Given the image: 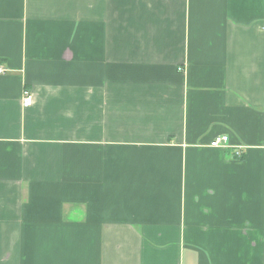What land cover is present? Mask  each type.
Instances as JSON below:
<instances>
[{"label":"crops","instance_id":"obj_1","mask_svg":"<svg viewBox=\"0 0 264 264\" xmlns=\"http://www.w3.org/2000/svg\"><path fill=\"white\" fill-rule=\"evenodd\" d=\"M1 68L0 264H264V0H0Z\"/></svg>","mask_w":264,"mask_h":264},{"label":"built area","instance_id":"obj_2","mask_svg":"<svg viewBox=\"0 0 264 264\" xmlns=\"http://www.w3.org/2000/svg\"><path fill=\"white\" fill-rule=\"evenodd\" d=\"M3 69L1 68L0 69V72L2 71ZM33 100H34V95H33V91L30 90L29 88H24L23 90V94H22V104L27 107V106H30L32 103H33ZM228 141V136L227 135H222L221 137H217L216 139H214L212 142H211V145L214 146V147H222V146H225V142ZM242 147H238L236 148L235 150V155L237 157H241L242 155Z\"/></svg>","mask_w":264,"mask_h":264}]
</instances>
